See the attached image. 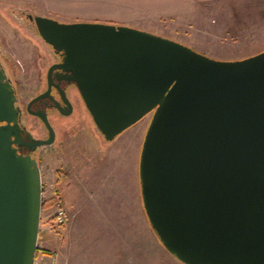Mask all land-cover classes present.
Returning a JSON list of instances; mask_svg holds the SVG:
<instances>
[{"label":"water","instance_id":"water-1","mask_svg":"<svg viewBox=\"0 0 264 264\" xmlns=\"http://www.w3.org/2000/svg\"><path fill=\"white\" fill-rule=\"evenodd\" d=\"M30 20L62 54L56 68L70 73L107 141L152 115L139 178L164 248L182 264H264V52L221 61L126 26ZM17 103L0 59V264H35L42 174L15 147ZM38 116L50 137L28 138L36 148L53 145L47 114Z\"/></svg>","mask_w":264,"mask_h":264},{"label":"rangeland","instance_id":"rangeland-1","mask_svg":"<svg viewBox=\"0 0 264 264\" xmlns=\"http://www.w3.org/2000/svg\"><path fill=\"white\" fill-rule=\"evenodd\" d=\"M136 1L0 0V59L19 106L44 91L55 61L29 15L135 28L221 61L264 52V0H189L186 17L159 20L133 10ZM124 4L132 7L124 10ZM81 106L66 124L50 114L57 139L36 154L43 184L36 264H182L160 243L143 208L139 162L151 116L107 141L94 132V120ZM27 120L39 135L46 134L38 119ZM60 210L66 213L62 225Z\"/></svg>","mask_w":264,"mask_h":264},{"label":"flooded vegetation","instance_id":"flooded-vegetation-1","mask_svg":"<svg viewBox=\"0 0 264 264\" xmlns=\"http://www.w3.org/2000/svg\"><path fill=\"white\" fill-rule=\"evenodd\" d=\"M28 17L30 19V15ZM53 54L55 61L54 63L51 64L50 68L48 69L46 75V87L44 88V91L39 93L37 96L33 97L26 104V106L24 105L19 106L20 104L19 96L17 103V106L21 109L20 126L23 132L21 134V143L15 145V147L20 150V153L24 155H30L33 159H36L38 163L39 160L37 159L36 154L38 150L41 149L42 147L39 148L33 147L34 143L30 138H28V133L31 134V136L36 140H47L50 137V132L48 128L46 127L42 119L38 116V114L46 113L47 118L51 126L53 127L50 114L55 115L57 117L58 123H61L65 119L74 117L79 112L78 109L80 108L79 107L80 105H82L81 106L82 110H85L86 112L89 113L77 86L73 82H70L65 78V76L70 75V73L64 72L63 70L56 68L57 65H60L63 62L62 54L57 53L54 49H53ZM50 69H53L50 77L51 87L49 86V80H48ZM47 93L49 95L43 97ZM26 112L28 116L26 115ZM29 116L38 119L40 124H42L41 125L42 128L43 127L45 128L46 134L39 135L38 132H36L35 130V126L34 129L29 127V121L27 120V117ZM64 123L66 124L65 121ZM53 130L55 132V141H56L57 130L54 127ZM68 131L69 130H66V132ZM94 132H100V131L94 130Z\"/></svg>","mask_w":264,"mask_h":264},{"label":"crops","instance_id":"crops-1","mask_svg":"<svg viewBox=\"0 0 264 264\" xmlns=\"http://www.w3.org/2000/svg\"><path fill=\"white\" fill-rule=\"evenodd\" d=\"M189 0H137L136 5L133 10H136L137 8L142 9V12H146V15H143L145 17H151V19L159 20L162 18H171V17H186L189 15V7L186 6ZM213 2L217 0H190L189 2ZM120 7L125 9H128L130 7H127L124 5H121ZM161 7L162 10L160 12H156V8ZM191 10V9H190ZM189 13V14H188ZM145 30H150L145 28ZM41 236L39 237V242L41 241Z\"/></svg>","mask_w":264,"mask_h":264},{"label":"built area","instance_id":"built-area-1","mask_svg":"<svg viewBox=\"0 0 264 264\" xmlns=\"http://www.w3.org/2000/svg\"><path fill=\"white\" fill-rule=\"evenodd\" d=\"M59 212H60L59 213L60 215L58 214V219H60V221H61L60 224L62 225V223H64L63 220H64V216H66L65 215L66 213L63 210H60Z\"/></svg>","mask_w":264,"mask_h":264}]
</instances>
